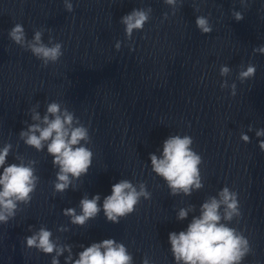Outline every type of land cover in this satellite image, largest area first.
<instances>
[{"label":"clouds","instance_id":"9594fccd","mask_svg":"<svg viewBox=\"0 0 264 264\" xmlns=\"http://www.w3.org/2000/svg\"><path fill=\"white\" fill-rule=\"evenodd\" d=\"M63 2L66 11L73 12L71 0ZM182 2L183 0H164L172 8V14H175L178 3L182 5ZM241 3L245 4L246 0H241ZM151 13V7L135 8L121 18L120 23L124 25L128 40L132 39L135 31L143 30ZM164 15L167 18L168 14ZM232 16L237 22L244 19L243 13L239 11H233ZM195 25L201 34H209L213 30L206 16H197ZM43 36L44 30L38 29L28 39L25 28L20 23H16L8 32L12 42L30 51L42 62L43 67H47L50 63H57L63 56V45L55 42L51 35L45 43ZM115 48L120 50V41L116 42ZM253 53L264 54V45L253 48ZM256 71L254 64L250 63L246 68L241 65L237 79L241 83L253 79ZM230 73L229 66L220 67L221 77H228ZM220 87L230 88L231 95H236L237 85L234 82L229 85L225 79ZM28 111L32 123L24 122L27 127L19 132L20 140L38 152L46 148L47 154L53 158V167L58 169L54 181L55 192L64 193L69 188L75 190L74 181L86 175L92 165L93 152L86 146L91 142L89 129L73 112L66 107L62 108L57 102L48 103L43 115L36 107ZM248 130L253 131L251 125ZM255 135L257 138L264 137V128L256 129ZM240 139L244 143L251 142L250 137L243 132ZM193 142L189 135H170L164 140L159 156L149 154L152 171L166 182L172 196H191L204 186L200 174L202 157L193 150ZM258 147L264 152V139L258 140ZM11 150L10 143L0 148V224H7L14 219L20 205L30 204L40 179L36 175L35 160L25 162L22 156L17 155L15 159L19 163L6 166ZM141 198L151 199L146 183L133 184L130 180L121 179L112 185L111 194L103 198L102 205L99 194L91 198L84 195L79 202V214L76 208L70 207L63 209V215L70 218L71 224L83 226L103 211L108 222L118 224L122 218L135 211ZM195 211V205L182 207L176 213V219L184 221ZM241 215L238 193L229 187L225 186L216 196L208 197L200 205L199 214L192 216L185 230L173 231L168 235L175 264H243L244 259L253 251L251 244L243 232L230 226L234 220L238 222ZM67 230L63 226L58 228L61 232ZM25 242L27 248L51 255V264H60V257L65 253L64 264H133V256L125 244L113 238L93 242L87 247L81 245L83 250L75 254V257L72 245L62 244L59 237L54 240L52 231L44 226L26 236ZM142 264H150L147 256L143 258Z\"/></svg>","mask_w":264,"mask_h":264}]
</instances>
